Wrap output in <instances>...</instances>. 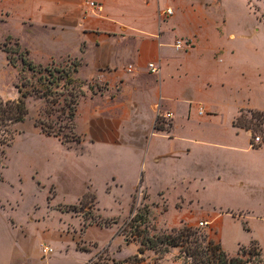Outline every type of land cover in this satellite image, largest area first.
<instances>
[{
  "label": "crops",
  "instance_id": "obj_1",
  "mask_svg": "<svg viewBox=\"0 0 264 264\" xmlns=\"http://www.w3.org/2000/svg\"><path fill=\"white\" fill-rule=\"evenodd\" d=\"M169 8L171 16L166 13ZM216 13L215 0H0V65L8 63L4 52L8 40L28 51L39 66L66 59L79 62L75 79L84 86L94 83L97 91L85 90L78 104L76 129L95 140L85 144V153L80 155L95 149L107 155V160L103 157L91 165L98 170L109 168L105 182L110 190L132 180L134 193L140 185V191L149 194L151 182L163 177L167 162L188 164L190 169L176 176L181 183L190 182L212 173L200 154L201 147L241 150L222 143L219 132L213 134L212 142L198 132L182 137L177 131L182 115L190 120L196 113L208 121L217 115L212 100L223 79L212 68H230L235 51L222 44L211 45L212 31L224 24L223 16ZM217 38L223 41L224 33L218 32ZM178 40H187L188 47L177 49ZM151 63L159 67L158 74L150 72ZM244 109L250 108L240 109L230 125L236 136L237 132L248 133L247 150L264 151V145L254 147L250 130L234 125ZM166 113L173 115L171 126L159 130V114ZM179 139L183 144L177 146ZM258 171L261 183L251 181L247 188L264 191V165ZM19 179L23 181V175ZM33 179L41 187L39 178ZM93 182L88 175L81 197L91 191ZM11 183L0 167V264H130L127 259L134 252L118 263L117 251H113L115 231L112 240L103 245L97 242L100 248L95 251L79 247L82 239L95 242L86 237L92 228L114 227L85 225L80 217L63 210L66 206L54 205L57 194L51 196V191L44 211L36 203L23 217L11 193L4 190ZM166 190L160 188L159 197ZM55 210L59 227L51 231L44 222ZM41 224L42 229H36ZM108 245L112 259L99 262V254ZM45 247L52 253L46 255Z\"/></svg>",
  "mask_w": 264,
  "mask_h": 264
},
{
  "label": "rangeland",
  "instance_id": "obj_2",
  "mask_svg": "<svg viewBox=\"0 0 264 264\" xmlns=\"http://www.w3.org/2000/svg\"><path fill=\"white\" fill-rule=\"evenodd\" d=\"M215 9V16H223L224 24L212 31L211 45L222 44L235 51L230 68L224 71L212 68L219 71L223 79L216 89V98L212 100L217 115L209 121L200 119L196 113L190 120L182 115L177 131L182 137L198 132L206 141L212 142L213 134L219 132L224 140L222 143L241 150L233 152L224 147H201L200 154L216 175L211 173L190 182L181 183L176 176L189 170L188 164L167 162L162 167L163 177L151 182L150 196L140 191V185L134 193L132 180L110 190L111 185L106 187L105 182L109 168L104 166L98 170L91 165L103 157L107 160V155L102 156L103 153H97L96 149L85 156L80 155L85 153V144L95 140L76 129L78 104L85 96V90L97 91L94 83L84 86L75 79L79 62H67L66 59L58 64L39 66L33 63L28 51L20 50L8 40L4 47L8 63L0 65V96L4 100H18L21 87L29 93L26 99L28 115L24 122L13 126L15 133L10 144L0 147L4 150L0 167L5 168L7 178L13 181L4 190L11 193L23 217L36 203L44 211L51 191V196L57 194L53 204L66 206L63 210L73 217H80L85 225L104 227L105 222H110L113 229L92 228L86 237L95 242L86 243L82 239L79 247L95 251L100 248L99 244L112 240L111 233L115 231L117 240L113 251H117L118 263H123L124 255L132 252L136 255L140 247V241H128L130 228L127 224L132 217L131 210L146 205L151 211V228L138 239L170 233L186 224L196 228L201 236L208 235L221 242L231 255H237L242 246L249 247L257 240L261 256H252L250 264H264V191L247 188L251 181L261 183L258 167L264 165V151L247 150L248 133L237 132L236 136L230 125L240 109L250 108L244 109L237 117L241 116L245 128L251 132L254 130L253 138L260 136L264 140V127L252 114L253 110L264 111V0H215ZM221 31L225 39L220 42L217 34ZM9 56L15 59V66L10 63ZM189 65L193 67V61ZM39 121L55 134L44 133L37 125ZM157 124H163V119L158 118ZM76 136L81 142L74 140ZM176 144L182 145L183 140H177ZM19 175H23V181ZM88 175L93 176L94 182L81 204V189ZM36 177L41 187L33 179ZM164 187L167 188L164 197H159L160 188ZM190 201L193 203L189 204ZM59 219L55 210L44 224H49L52 231L59 227ZM69 221L70 218L67 224ZM201 222L208 223L201 226ZM42 226L36 225V229L41 230ZM104 248V253L99 254V262L112 259L111 245ZM165 252V245L159 247L158 253L147 249L141 264H180L177 258L179 248ZM130 258L133 255L127 260Z\"/></svg>",
  "mask_w": 264,
  "mask_h": 264
},
{
  "label": "trees",
  "instance_id": "obj_3",
  "mask_svg": "<svg viewBox=\"0 0 264 264\" xmlns=\"http://www.w3.org/2000/svg\"><path fill=\"white\" fill-rule=\"evenodd\" d=\"M10 63L15 66L16 61L9 56ZM32 66V64H30ZM20 98L18 100H4L0 96V147L8 146L14 138L15 130L13 126L18 123H22L26 120L28 115V108L26 99L29 96L28 92H24L19 87ZM253 118L260 121L261 125H264V112L254 111L252 112ZM74 116V113H72ZM241 116H239L234 125L245 128L241 124ZM44 133L47 135L55 134L46 125L37 122ZM156 128L159 130L165 129L163 124H157ZM254 133V130L252 131ZM57 135V134H56ZM74 139L77 142H81V138L76 136ZM4 155V150H0V162L1 156ZM86 199V195L83 197L81 204ZM132 217L127 227L130 228V236L128 241L136 240L140 241V247L138 252L133 258L127 260L130 264H141L144 262V254L147 249L159 252L161 245L166 246V252L170 248H179L178 260L180 264H250L252 262V256H261V248L259 243L254 240L251 246H242L239 249L237 255H231L227 253L221 242L216 241L212 237L206 235L201 236L199 231L192 226L184 224L181 228H174L170 233H162L160 236L144 237L142 240L138 239L143 233H147L151 228V211L148 206L144 205L142 208L131 210ZM105 226H111L110 222H105ZM168 249V250H167ZM248 256V257H247Z\"/></svg>",
  "mask_w": 264,
  "mask_h": 264
},
{
  "label": "built area",
  "instance_id": "obj_4",
  "mask_svg": "<svg viewBox=\"0 0 264 264\" xmlns=\"http://www.w3.org/2000/svg\"><path fill=\"white\" fill-rule=\"evenodd\" d=\"M91 5H94V3H91ZM166 13L168 15H172L173 14V10L171 8H169ZM176 48L177 49H184L185 47L187 48L188 47V41L187 40H178L175 44ZM149 70L152 74H158L160 69L157 65L151 63L149 64ZM202 113V112H201ZM158 118H162L163 119V124L166 125L167 127H170L171 126V123H172V119H173V115L171 113H166V114H159V117ZM253 141H254V145H259V144H263L264 143V140L262 137L260 136H256L253 138ZM201 226H204L205 223H200ZM52 249L49 248V247H45L43 249V252L46 254V255H49L50 253H52Z\"/></svg>",
  "mask_w": 264,
  "mask_h": 264
}]
</instances>
